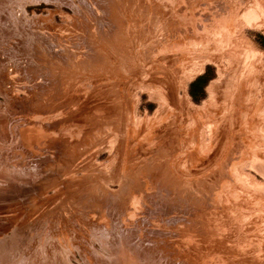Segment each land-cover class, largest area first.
<instances>
[{
	"label": "rangeland",
	"instance_id": "1",
	"mask_svg": "<svg viewBox=\"0 0 264 264\" xmlns=\"http://www.w3.org/2000/svg\"><path fill=\"white\" fill-rule=\"evenodd\" d=\"M0 264H264V0H0Z\"/></svg>",
	"mask_w": 264,
	"mask_h": 264
},
{
	"label": "trees",
	"instance_id": "2",
	"mask_svg": "<svg viewBox=\"0 0 264 264\" xmlns=\"http://www.w3.org/2000/svg\"><path fill=\"white\" fill-rule=\"evenodd\" d=\"M199 81H200V78H199ZM194 84H192L191 86H193Z\"/></svg>",
	"mask_w": 264,
	"mask_h": 264
}]
</instances>
